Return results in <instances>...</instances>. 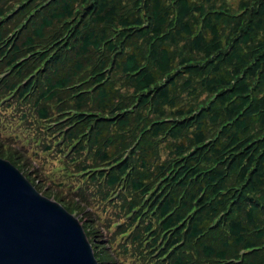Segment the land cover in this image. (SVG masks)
I'll use <instances>...</instances> for the list:
<instances>
[{"label":"trees","instance_id":"trees-1","mask_svg":"<svg viewBox=\"0 0 264 264\" xmlns=\"http://www.w3.org/2000/svg\"><path fill=\"white\" fill-rule=\"evenodd\" d=\"M0 0V159L98 264H264V0Z\"/></svg>","mask_w":264,"mask_h":264},{"label":"water","instance_id":"water-1","mask_svg":"<svg viewBox=\"0 0 264 264\" xmlns=\"http://www.w3.org/2000/svg\"><path fill=\"white\" fill-rule=\"evenodd\" d=\"M0 264H97L81 223L0 159Z\"/></svg>","mask_w":264,"mask_h":264},{"label":"rangeland","instance_id":"rangeland-1","mask_svg":"<svg viewBox=\"0 0 264 264\" xmlns=\"http://www.w3.org/2000/svg\"><path fill=\"white\" fill-rule=\"evenodd\" d=\"M234 3L236 2V0H234L233 1ZM35 189V188H34ZM36 190V189H35ZM37 191V190H36ZM38 192V191H37ZM39 193V192H38ZM41 194V193H40ZM42 195V194H41ZM46 198H48V199H51V200H53V197L52 198H50V197H46ZM75 216V215H74ZM81 216H77V217H75L76 219H78V218H80ZM79 220V219H78Z\"/></svg>","mask_w":264,"mask_h":264}]
</instances>
